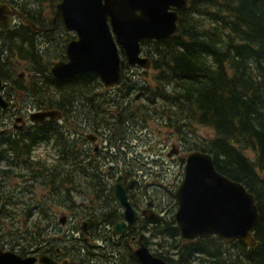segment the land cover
Returning <instances> with one entry per match:
<instances>
[{"label":"trees","instance_id":"16d2710c","mask_svg":"<svg viewBox=\"0 0 264 264\" xmlns=\"http://www.w3.org/2000/svg\"><path fill=\"white\" fill-rule=\"evenodd\" d=\"M2 1L39 29L34 31L21 21L0 29L1 78L8 74L14 79L19 63L27 64L31 77L25 90L31 97L48 102L49 108L60 111L64 119H82L85 132H103L112 142L124 136L119 125L131 126L132 135L136 128L146 126L147 119L163 124L178 137L185 151L210 154L218 173L253 194L258 211L253 231L256 243L247 247L240 241L226 245L217 236L182 239L173 218L176 203L169 186L164 196L170 206L167 216L152 221L149 229L158 238L159 249H176L175 256L165 251L162 258L169 264H264V177L259 174L264 172V0H189L179 13L178 31L172 38L143 40L142 50L156 73L152 84L137 83L143 92L136 101L140 110H133V103L124 100L129 75L121 74L120 83L112 88H104L94 73L54 80L49 66L56 59L54 49L59 48L52 45V53H46L44 44L53 43L50 36L56 28L53 34L40 29L45 21L51 25V17L37 9L29 10L35 6L31 0ZM58 1L51 0L52 8ZM57 32L63 41L55 45L63 50L71 34L64 29ZM13 85L23 89L20 82L13 81ZM195 124L211 129L212 137H199L192 128ZM57 132L50 138L61 143ZM45 138L49 139L48 135ZM58 149L60 158L67 157L73 161L69 166L76 167L74 148ZM249 149L253 158L245 154ZM43 165L47 171L63 166L60 161L58 165ZM91 166L84 165L85 174ZM67 176L70 180L71 174ZM48 181L54 185L61 177ZM51 193L52 198L62 197L61 189L51 187ZM57 199L53 204L58 206H52H61Z\"/></svg>","mask_w":264,"mask_h":264},{"label":"flooded vegetation","instance_id":"af4514ba","mask_svg":"<svg viewBox=\"0 0 264 264\" xmlns=\"http://www.w3.org/2000/svg\"><path fill=\"white\" fill-rule=\"evenodd\" d=\"M54 13L55 10L53 14H46L51 17V25L45 21L40 28L47 34H53L52 30L56 28L54 35L50 36L53 43L44 44L46 53H52V45L60 50L54 49L56 59L50 61V76L51 62L66 61V45L76 39L73 32L65 29L61 19L53 20ZM14 18L21 20L17 15ZM38 29L35 26L34 31ZM60 29L71 34L63 50L55 45L63 41L58 38L57 31ZM142 55L150 59L143 50ZM1 58L2 54L0 62ZM121 58L126 61L125 55L121 54ZM138 68L124 64L121 74L127 76L128 71H136ZM5 76L6 79L0 77V96L8 104L5 109L0 107V251L13 252L23 259L33 258V264H44L41 260L43 258L50 260V264H141L135 254L141 244L152 256L165 262L167 261L161 256L165 251L169 256H175L176 249H159L157 243L152 241L155 240L149 230L153 225L152 221H162L168 210L164 204V195L157 194L156 190L152 192L155 195L151 194L149 184L140 179L145 174L147 164L141 159H128L132 151L136 157L138 153L139 156L143 155L142 151L136 152L144 146L142 139L136 140L138 134L133 139L135 143L131 142L132 127L119 125L117 128L123 130L124 136H120L121 140L117 142L108 140L110 138L103 135V132L87 133L82 119H64L60 111L49 108L48 102L40 103L26 92L25 83L29 81L31 74L26 79L21 74H16L14 79L8 74ZM129 76L128 83L134 84L127 93V85L123 89L124 98L131 101V95L137 90V81L134 79L138 75L133 72ZM13 81L20 82L23 89L14 86ZM138 93L142 98L143 92ZM134 100H137L135 96ZM49 110L58 111L60 117H47L41 121L30 119L31 113ZM115 121L121 122V119ZM57 131L61 134V143L50 138ZM46 135L49 139L45 138ZM87 135L95 138L90 140ZM66 146L74 148L72 153L75 152L74 155L78 157L74 168L69 166L73 163L72 160L67 161V157L59 156L58 148ZM176 149L177 153L168 155L171 150ZM168 153L166 156L170 161L178 163V173H182L183 166H180L178 158L185 153L176 144L170 146ZM59 161L63 166L61 170L53 168L54 172L47 171L46 165H43H58ZM131 161L134 168L131 167ZM136 162L139 163L135 164ZM90 163L92 166L85 174L82 168ZM67 174H71L70 180H67ZM59 177L61 182H53L54 185L48 181V178L51 180ZM116 184L123 186L127 200L136 213L132 223L120 218L124 209L113 195ZM36 186L47 191L41 193L37 200V193L34 192ZM51 187L61 189L62 197L52 198ZM56 199L63 211L60 215L52 211V205L58 206L53 204ZM8 206H18V209L12 215L5 211ZM19 216L22 217V224L14 227ZM5 220L12 221L7 224ZM120 222L123 225L116 232L115 227ZM152 246H156L155 250L150 249Z\"/></svg>","mask_w":264,"mask_h":264},{"label":"water","instance_id":"95a60500","mask_svg":"<svg viewBox=\"0 0 264 264\" xmlns=\"http://www.w3.org/2000/svg\"><path fill=\"white\" fill-rule=\"evenodd\" d=\"M187 3L188 0H60L55 4L53 20L61 19L65 29L73 32L76 39L66 45V61L51 62L52 78L62 81L94 73L103 86L113 87L119 83L123 65L119 48L124 52L127 65L148 70L150 60L140 55V41L173 37L177 31L178 11L184 10ZM15 15L35 29L23 14L5 3H0V29L8 27ZM1 82L0 78V87ZM132 86L133 83L127 86L126 93ZM138 97L136 95V99ZM7 106L0 96V107ZM47 117L58 118L60 113L49 110L30 114L32 121ZM177 152V149L171 150L168 155ZM178 160L183 173L173 192L176 201L173 218L180 237L193 240L217 236L226 245L240 241L253 247L256 243L253 231L258 220L253 194L241 183L218 173L208 153L190 150ZM113 195L124 209L120 218L132 223L136 213L121 184H116ZM120 225L123 223L116 225V232ZM135 254L141 264H168L152 256L143 244ZM41 260L50 264L48 259ZM33 261V258L23 259L13 252L0 251V264H33Z\"/></svg>","mask_w":264,"mask_h":264},{"label":"rangeland","instance_id":"374dc122","mask_svg":"<svg viewBox=\"0 0 264 264\" xmlns=\"http://www.w3.org/2000/svg\"><path fill=\"white\" fill-rule=\"evenodd\" d=\"M4 1H8V0H4ZM31 4L35 5L34 7L29 6V10L31 9H37L40 10V12L42 14H53L54 12V8H52V3L51 0H37V1H33L31 0ZM49 17V16H48ZM12 25H19L20 24V20L18 18H14L12 19ZM33 30V28H30ZM41 37V36H38ZM42 49H44V46H42ZM17 64V68H18V63ZM15 64V65H16ZM17 68L15 67V70H17ZM136 73L138 75L137 79V83L141 82H145V83H153L152 77L154 76V74L156 72L152 71L151 69L143 72L140 68L136 69V71H128V74L131 75L132 73ZM16 74H21L23 75V78L27 77L29 74V71L27 69V64L25 63H19V68L16 71ZM28 78V77H27ZM26 79V78H25ZM132 79V78H131ZM134 79V80H137ZM137 85V90L133 93V95H131V101L133 104H131V106L133 107V110H140V108H138V103H136L137 100H134V96H136V94L138 92H140V86ZM101 92H103V90H100ZM106 93V91H105ZM137 95H140L137 94ZM125 101H127V99H124ZM144 101L143 99L141 100V102ZM140 105V104H139ZM146 126L137 128V130L135 131V133H133L131 136V142L135 143L133 139H135V136L137 135V139L139 140L142 139V143H143V147L142 149H137L136 152L142 151L143 155L139 156V153L137 154V157L134 155V152L132 151L129 155H128V159H131L133 161L137 160V159H141L144 161L146 165L145 167V171H144V175H142V177H140V179H142V181L146 182L148 185V190L150 191L151 194H153V191H157V194L159 195H165V191L166 189L169 188V186H172V189H174L175 185L179 182V180L181 179L182 173H178V163L177 162H172L170 161V159L166 156V153H168L170 146L172 144H176L178 147H180V149L186 153L187 151H185V149L182 148L181 143L177 140L178 137L174 136L173 132L171 129L164 127V125H158L156 121H152L150 119L146 120ZM193 131L199 136V137H204V138H210L213 135V132L211 129L206 128V127H202L199 125H192ZM189 135V134H188ZM91 146H93L91 144ZM151 149V150H150ZM157 154V155H155ZM245 154L249 157V158H253L254 157V153L252 150H247L245 152ZM139 162H136L135 164H138ZM133 165V162L131 161V166ZM261 177H264V172H259ZM166 187V188H164ZM35 194L37 193V196L35 197V199H38V196H40L41 193H46V189L44 190L43 188H41L39 186L35 187L34 190ZM155 195V194H153ZM164 197V198H165ZM165 207L167 208V210L170 209V206L168 204L167 199L165 198ZM18 206H8L7 208H5V211H7L8 213L12 214V212L17 208ZM52 211L56 212V214H62L63 211H61V209L59 207L56 206H52ZM6 215V214H5ZM13 215V214H12ZM59 217V216H58ZM0 219H2L0 217ZM17 222L14 223V227H16L15 225H17L18 227L21 226L22 224V217H17ZM12 221V220H10ZM9 220H5L4 222H7V224H9L10 222ZM3 222V223H4ZM5 224V223H4ZM43 224V223H42ZM155 240L152 239V241L156 242L158 241V238H154ZM156 246H152L150 247V249L155 250Z\"/></svg>","mask_w":264,"mask_h":264},{"label":"bare ground","instance_id":"6f19581e","mask_svg":"<svg viewBox=\"0 0 264 264\" xmlns=\"http://www.w3.org/2000/svg\"><path fill=\"white\" fill-rule=\"evenodd\" d=\"M27 26L29 27V25L27 24ZM30 28V27H29Z\"/></svg>","mask_w":264,"mask_h":264}]
</instances>
